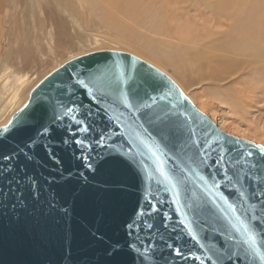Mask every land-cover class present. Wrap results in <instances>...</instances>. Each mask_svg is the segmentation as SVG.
<instances>
[{
  "label": "water",
  "instance_id": "1",
  "mask_svg": "<svg viewBox=\"0 0 264 264\" xmlns=\"http://www.w3.org/2000/svg\"><path fill=\"white\" fill-rule=\"evenodd\" d=\"M0 264H264V146L133 53L73 56L0 125Z\"/></svg>",
  "mask_w": 264,
  "mask_h": 264
},
{
  "label": "rangeland",
  "instance_id": "2",
  "mask_svg": "<svg viewBox=\"0 0 264 264\" xmlns=\"http://www.w3.org/2000/svg\"><path fill=\"white\" fill-rule=\"evenodd\" d=\"M159 1L137 0L138 7ZM100 2L102 0L0 2V109L11 108L9 112L0 111V122L23 104L24 96L37 81L63 61L94 50L117 49L133 53L168 74L194 105L223 131L264 146L263 72L261 76L253 67H247L233 74V78L216 81L191 71L187 75L192 80L187 79L172 63L155 57L137 43L139 38L131 32L146 31L143 22L132 23L129 15L111 9L110 19L113 20L108 19V24L104 13L106 5ZM26 7L32 9L31 14ZM10 95L15 97L8 105Z\"/></svg>",
  "mask_w": 264,
  "mask_h": 264
},
{
  "label": "bare ground",
  "instance_id": "3",
  "mask_svg": "<svg viewBox=\"0 0 264 264\" xmlns=\"http://www.w3.org/2000/svg\"><path fill=\"white\" fill-rule=\"evenodd\" d=\"M102 2L106 5V21L114 9L129 15L132 23L143 22L146 31H132L131 35L139 38L137 43L148 53L172 63L181 76L193 71L221 81L247 67H253L258 75L264 73V0H160L141 7L137 0ZM26 10L31 14V8ZM210 33L213 37H208ZM14 97L10 95L6 103L10 105ZM14 112L3 117L0 125Z\"/></svg>",
  "mask_w": 264,
  "mask_h": 264
}]
</instances>
